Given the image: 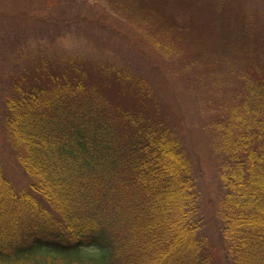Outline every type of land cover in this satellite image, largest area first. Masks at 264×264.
<instances>
[{
  "label": "trees",
  "instance_id": "trees-1",
  "mask_svg": "<svg viewBox=\"0 0 264 264\" xmlns=\"http://www.w3.org/2000/svg\"><path fill=\"white\" fill-rule=\"evenodd\" d=\"M113 1L130 25L149 17L183 66L208 58V83L242 95L213 126L220 236L228 264H264V0ZM22 79L9 124L35 182L17 189L0 163V264H216L194 163L143 75L75 54Z\"/></svg>",
  "mask_w": 264,
  "mask_h": 264
},
{
  "label": "rangeland",
  "instance_id": "rangeland-1",
  "mask_svg": "<svg viewBox=\"0 0 264 264\" xmlns=\"http://www.w3.org/2000/svg\"><path fill=\"white\" fill-rule=\"evenodd\" d=\"M113 6V0H0L2 172L20 190H30L35 182L23 169L25 151L10 130L7 101L14 93V84L23 80L36 61L81 54L93 61L114 63L146 78L183 136L201 193L199 235L208 241L209 248L212 246L216 264H228L227 245L220 236L223 155L214 146L213 126L226 119L227 110L240 103L242 95L238 98L232 85L215 88L208 83V58L201 66L186 68L180 59L168 55L162 45L168 36L157 33L149 17L136 16L130 25L128 16L117 13ZM175 40L178 44L184 41L187 48L181 49V58L195 53L191 39L179 36Z\"/></svg>",
  "mask_w": 264,
  "mask_h": 264
}]
</instances>
